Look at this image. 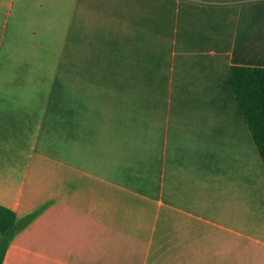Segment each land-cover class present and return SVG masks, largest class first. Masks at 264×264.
I'll list each match as a JSON object with an SVG mask.
<instances>
[{
    "label": "crops",
    "instance_id": "obj_1",
    "mask_svg": "<svg viewBox=\"0 0 264 264\" xmlns=\"http://www.w3.org/2000/svg\"><path fill=\"white\" fill-rule=\"evenodd\" d=\"M235 66L264 0H0L2 264H264Z\"/></svg>",
    "mask_w": 264,
    "mask_h": 264
},
{
    "label": "trees",
    "instance_id": "obj_2",
    "mask_svg": "<svg viewBox=\"0 0 264 264\" xmlns=\"http://www.w3.org/2000/svg\"><path fill=\"white\" fill-rule=\"evenodd\" d=\"M229 85L264 163V68L232 67ZM16 224L17 215L0 206V264L15 235Z\"/></svg>",
    "mask_w": 264,
    "mask_h": 264
}]
</instances>
